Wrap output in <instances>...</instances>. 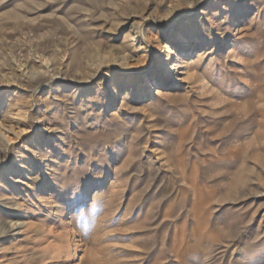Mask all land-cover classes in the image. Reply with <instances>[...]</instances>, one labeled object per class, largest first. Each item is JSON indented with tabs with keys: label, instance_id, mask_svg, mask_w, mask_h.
I'll return each instance as SVG.
<instances>
[{
	"label": "rangeland",
	"instance_id": "374dc122",
	"mask_svg": "<svg viewBox=\"0 0 264 264\" xmlns=\"http://www.w3.org/2000/svg\"><path fill=\"white\" fill-rule=\"evenodd\" d=\"M0 264H264V0H0Z\"/></svg>",
	"mask_w": 264,
	"mask_h": 264
},
{
	"label": "bare ground",
	"instance_id": "6f19581e",
	"mask_svg": "<svg viewBox=\"0 0 264 264\" xmlns=\"http://www.w3.org/2000/svg\"><path fill=\"white\" fill-rule=\"evenodd\" d=\"M176 41V43H182L184 40L182 39V38H180V37H177V39L175 40ZM162 46V45H161ZM166 49V47H165V45L164 46H162L161 48H159V50H158V53H157V55L158 56H161L162 54H164V53H167V49ZM179 61V60H178ZM172 64V63H171ZM177 66L179 65L178 63L176 64ZM176 66V67H177ZM170 69L171 70H173V71H176L175 69H174V67H170ZM173 74H175V72H173ZM176 83V82H175Z\"/></svg>",
	"mask_w": 264,
	"mask_h": 264
}]
</instances>
